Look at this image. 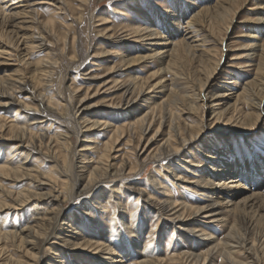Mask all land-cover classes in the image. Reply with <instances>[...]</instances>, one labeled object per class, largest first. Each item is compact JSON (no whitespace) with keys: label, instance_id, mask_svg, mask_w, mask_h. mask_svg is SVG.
Segmentation results:
<instances>
[{"label":"bare ground","instance_id":"bare-ground-1","mask_svg":"<svg viewBox=\"0 0 264 264\" xmlns=\"http://www.w3.org/2000/svg\"><path fill=\"white\" fill-rule=\"evenodd\" d=\"M31 1L0 0V14L4 18L2 20L5 22L7 19L13 20L11 29H0V65L7 64L12 52L16 53L19 62L16 67L6 66L4 68L7 69L1 70L3 74H0V107L6 111L16 105V114L22 110V114L25 115V120L20 125L19 123L9 125L3 121V117H0V130L3 131L5 128L9 130V136L2 139L6 143L9 141L16 143L11 146L6 159L0 157V212L5 209L18 210L34 199L38 201L34 208H37L39 203L52 207L43 209L42 213L36 211L30 225L24 229L0 228V264H68L56 257L41 256L45 246L50 243L60 227L63 232L66 228L73 229L76 222L83 221L79 214L67 215L63 203L72 200L78 191L83 192L85 198H95L98 204L107 199L113 211L109 221L113 222L121 200L125 197V190L128 188L126 182L129 181V177L126 175V169L129 166V173L140 175L157 158L170 157L176 161L182 152H185V155L188 152V155L197 158L194 153L192 154V150L196 143L202 141L201 137L207 129L206 126H209L207 120L199 117V112L208 114L207 116L213 118L215 124L223 122L230 115L229 119H234L237 124L244 127L242 133L246 142L245 149L251 155V159L247 160L243 157L244 151L238 157L232 153L233 150L217 151L215 147H205L200 150L199 153L205 154L209 160L207 168L200 171L202 174L199 175L196 174L195 169H187V172L193 170L199 178L182 179H184L183 183L196 184L200 189H204V195L209 196V204L206 206L189 205L185 200L178 201L159 179H155L154 184L162 189L168 188L166 193L162 192L164 195L162 199H153L146 189L135 190L139 195H148L147 203L153 204L158 213L162 214L161 217L168 216L171 221L178 222L176 226L180 228H188L193 233L196 232L197 227L190 226L192 217L199 214L213 217L214 222L227 226L225 240L214 239L213 234L206 230L198 231L199 239L207 249L198 255L189 251L177 255L174 249L170 250L171 245H169L168 255H172L173 260H181V264H210V262L214 264L213 257L219 255L225 264H264V157H255L256 155L253 154L250 149V141L253 137L250 136L252 134H248V128H245L246 124H254L255 127L264 116V0H256L240 22L245 24L244 27L247 29L245 37L249 44L244 46L248 51L247 57L253 59L256 52L261 53L256 77L245 88V94L237 97L234 104L225 108L220 106L218 102L221 100L218 99L229 94L223 90V87L211 82L223 64V59L228 56L223 49L229 47L226 43L229 31L237 14L248 0H219L216 4L204 8L196 1H182L184 9L175 10L171 16L162 17L165 31H161L152 18L143 21L142 27L125 28L121 35H118L113 28H107L102 33L103 38L125 41L133 36L131 43L141 45L139 51L134 50L135 47L131 43L132 47L126 48V55L120 64L123 70L129 71L134 66L150 60L161 65L146 78L133 74L129 75L123 84L119 85L118 82L113 84L115 87L123 88L121 99L126 105H131L139 99L141 101L147 95L155 93L146 101L151 103L150 110L136 121L128 120L129 122L122 127H113L105 120L91 121L93 112L88 116L85 115L86 108L80 107L84 98L78 102L76 98L78 86L63 89L57 85L60 75L58 69L61 67L57 60L47 56L32 64V55L42 49L52 55L55 54V49L59 48L63 56L67 54L70 60L75 62L78 60L82 62L90 53H86L87 55L81 53L79 30L76 29L72 38L69 29L64 34L57 33L54 16L45 23L41 22ZM76 1L79 3L77 10L89 2V0ZM210 2L211 0H205V4ZM53 5L57 10L66 13L71 9L70 0H53ZM28 8H31V11H27ZM187 13L191 15L186 17ZM140 15L146 17L148 14L140 11ZM71 20L80 24L82 16H78L77 19L73 17ZM103 23L112 22L104 17ZM176 33L181 35V40L173 41ZM208 44H215L214 51L207 49ZM90 50L97 58L111 54L107 46L95 51L93 46H90ZM212 51L215 53L219 51L221 57L215 58L211 55ZM188 64L191 65L192 74L186 73L185 67L187 68ZM196 64L199 66H196L195 70ZM91 65L96 64L91 62ZM205 68H207L206 76ZM114 73V67L108 68L107 75L111 76ZM22 92L30 96L32 104L19 99L17 93ZM161 93H166V97L159 101L158 94ZM55 94L59 100H55ZM241 100L245 101L246 111L239 107ZM47 118L63 122L69 132H56L53 137L49 136V130L44 134L34 132L33 125L43 123ZM155 125L157 128L148 139V143L146 142L147 146L161 134L162 129H168L167 135L162 144L141 159L142 156L138 153L139 143ZM53 126L51 124L48 129ZM96 127L111 128V135L104 145V152L98 154L97 160L91 158L90 161L89 155L82 151L89 148L90 145L84 143L90 138L88 133ZM135 132L140 134V140L132 149L134 164L131 165V155L126 154L119 164L115 163L116 157L113 156V152L116 145L126 133L135 134ZM73 138L84 143L78 141L74 144ZM230 138L220 136L217 141L228 143ZM35 154H38L37 159L33 158ZM31 158L33 161L30 160ZM41 159L51 165L48 172L41 170L43 164L37 161ZM195 164L192 163V167ZM156 172L158 173V170ZM173 177L178 180L181 175L174 172ZM25 179L30 180L29 182L36 188L17 191L15 186L18 187ZM6 182H10L8 186ZM46 185L49 187L46 188ZM45 188L48 189L47 192H43ZM189 188L195 190L193 187ZM114 199L117 202L111 204ZM94 207L95 204L92 208L95 211L93 216H90L91 211L86 216L92 222L98 213ZM124 207L127 209L129 206L127 204ZM210 208L212 210L207 211ZM118 217L130 234L139 233L141 230V227L137 226L139 219L135 213L121 212ZM156 226L157 223L152 232L148 233V238L151 240L156 234ZM73 237L82 240L84 245L92 248L93 253L98 254L96 259L98 261L94 262L93 258H89L90 263L91 261L98 264L117 262L115 259L119 255L117 246L115 247L105 238L101 239L92 234L88 236L72 232L68 237H61L59 241H55L56 245L51 248L50 253L54 254L55 249L57 250L58 245L62 243H71ZM78 242L76 245L79 246ZM146 242L137 260L133 263H130V260L120 264H162V260L148 254L149 241ZM4 243H9L18 256L7 255ZM124 246L122 248H127L126 243ZM239 252H244L245 259L241 258ZM73 261L74 264H81L78 258Z\"/></svg>","mask_w":264,"mask_h":264},{"label":"rangeland","instance_id":"rangeland-1","mask_svg":"<svg viewBox=\"0 0 264 264\" xmlns=\"http://www.w3.org/2000/svg\"><path fill=\"white\" fill-rule=\"evenodd\" d=\"M182 1H196L198 5H201L204 8L216 4L219 0H211L210 3L206 4L205 0H89L88 4L79 10H77L79 3L76 0H70L71 9L67 11V13L57 10V7L53 5V0H32L30 3L32 4L33 8L37 10V16L41 22L45 23L52 16H54L57 33L64 34V32L69 29L72 38L76 29L79 30L81 53L83 55L90 53V55L82 60V62H79V60L75 62L70 60L69 55L66 54L63 56L60 53L59 48H56L55 54L52 55L47 54V51L42 49L37 50V52L32 55L31 62L34 64L38 60L44 59L47 56L51 57L53 60H57L58 65L60 64L59 66H61L60 69H58V71H60V75L57 85L63 89L78 86L79 90L76 93V98L77 102L84 98L83 102L80 104V107L82 106V108H86L85 115L88 116V114L93 112L94 114L91 121H94V119H97L99 122L105 120V122L110 123L113 127H122L129 121H136L150 110L149 106L151 103H147L146 101L155 93H151L149 96L147 95L145 98L141 99V101L139 99L131 105H126V102L122 101L121 99L123 88L120 86L115 87L113 84L118 82V84L121 85L127 81L129 75L133 74L142 78H146L150 75V73L159 69L161 65L156 61L150 60L140 65L134 66L133 68L129 69V71L123 70V68L120 67V64L122 58L126 55V48L132 45L135 47L134 50L139 51L141 45L131 43L133 41V36L125 41H115L114 39L117 38H113L112 40L103 38L102 33L110 27L113 28L118 33V35H121L125 28L131 29L132 27H142L145 20H149L150 18L155 19L161 31H165L162 19L164 16H171L175 10L177 11L178 9H184L185 7L182 4ZM254 2H256V0H248L237 14L235 22L232 25V29L229 31V37H227L226 43L229 47L223 49L225 50L224 53L228 56L223 59V64L212 78L211 84L217 83L219 86L223 87L224 91H227L229 94L227 97L218 99L221 100L218 103L223 108L234 104L237 97L245 94V88L255 79L256 72L258 70L257 68L260 64V52H256V55L253 57V59L247 57L248 51H246L244 48V46L249 44L248 39L245 37L247 29L244 27L245 24L240 23L243 20V17L248 14V9L251 8ZM27 11H31V8H28ZM140 11L144 12L145 14L147 13L148 15L146 17L142 16L140 15ZM178 13L180 14L181 12ZM190 15V13H187L186 17H189ZM78 16H82L80 24L73 23L71 18L74 17L77 19ZM104 17L111 20L112 23H103ZM2 19H4L3 15L0 14V29H11L13 24L11 21L13 20L7 19L5 22ZM181 39L182 37L178 33H176L173 37V41H179ZM214 45L215 44H208L206 47L207 49L214 51ZM90 46H93L94 51L99 50L102 46H107L111 54L102 58L94 57V52L90 50ZM213 51L211 55H214L215 58L221 57V53L219 51L216 53ZM20 53L21 52H19V54ZM11 54L12 57L8 59L9 61L7 64L0 65V74H3L1 71L2 68L6 66L8 68L16 67V65L19 63L17 61L16 53L12 52ZM91 62H95L96 65H91ZM188 65H186L187 68L185 67L186 73L192 74L193 71L191 70V65ZM196 66L199 65H194L195 70ZM111 67H114L115 73L114 75L110 76L107 75V72L108 68ZM206 70L207 68L204 70L205 76L207 75ZM72 82L75 83L72 84ZM97 89L99 90L97 91ZM17 95L20 100H24L26 103L32 104L33 101L29 98L30 96L26 92L17 93ZM165 97L166 93L158 94L159 101ZM55 100H59L57 94H55ZM239 107L243 108V111L247 110L244 100L240 101ZM16 109V105H13L6 111L0 107V117H3V121L9 125L12 123H19L20 125L25 120V115L22 114V110L19 111V114H16ZM199 113V117L207 120L209 126H206L207 129L204 131L203 137H201L202 141L200 143H196L195 147L193 148L194 150H192V154L194 153L197 158H193L191 155H188V152H186V155L184 154L185 152H182L176 161L170 157H164L161 159L157 158L140 175L129 173V166L126 169V175L129 177V181L126 182L128 188L125 190V197L121 200V204L118 207L117 216L113 222L109 221L113 211L110 208V204L107 203V199H104L98 204L96 203L95 198H85L83 197V192L78 191L72 200L66 201L63 203V206L67 215L73 213L79 214L81 215L83 221L76 222L73 229L66 228L63 230V232H61L62 228L60 227L56 231L55 235L51 238L50 243L45 246V250L42 251L41 256L43 258L56 257L57 259H61L68 264H74L73 260L76 261V258L79 259V263L81 262V264H93L94 262H97L98 260L96 259L98 258V254L93 253L91 247L84 245L82 240H78V238L75 237L71 238V243L69 244L62 243L58 245V249H55L54 254L50 253L52 250L51 248L56 245L54 243L55 241H59L61 237H68V234L72 232L73 234L83 233V235L88 236L92 234L95 237H100L101 239L105 238V240H109V242H111L115 247L117 246L116 248L119 251V255L117 258H115L117 262L113 264H120V262L127 263L130 262V260V263H133L134 260H137L140 257V254L143 252L144 246L147 243L146 241H149L148 254H150L152 257L162 260V264H181V260H177L176 258V260H173L171 257L172 255H168L169 252L167 249L169 245H171L170 250L174 249L177 255L185 251H189L198 255L207 250L205 244H203L199 239L200 233L198 231L206 230L213 234L212 237L214 239L225 240L227 238L226 234L228 232L227 226L220 222H214L212 219L213 217H204V214H199L192 217L193 221H191L192 224L190 227H197L196 232L193 233L188 228H180L176 226L178 225V222L176 223L171 221L168 216L167 218L161 217L162 214L158 213L156 207L149 202L147 203L146 199L148 195H139V193L135 190L146 189L147 192L153 196V199L159 200L164 198L162 192L166 193L167 189L169 188L172 192V196L178 201L185 200L189 205H198L200 207H202V205L206 206L209 204V196L208 194L204 195V189H200L196 184L183 183L184 179H182L189 178L196 180L199 178L196 177V175L193 173V170H191V172H187V169H195L197 171L196 174L199 175L202 174L201 172L207 168L206 166L209 160L206 158L205 154L199 153L200 150L202 148L205 149V147H215L217 151L226 150V152L233 150L232 153L238 157L239 154L244 151L243 157L247 160L251 159V155L248 154L245 149L246 142L243 139L244 134L242 133L244 127H241L240 124H237L234 119H229L230 115H228V117H226L223 122H217L215 124L213 118L207 116L208 114L206 115L202 112ZM53 120L55 119L47 118L43 123L34 124L33 131L39 134H44L47 132L46 130H49L48 134L52 137L55 136L56 132H69L65 128L63 122ZM51 124L54 126L48 129ZM212 126H214V128H211ZM253 126L254 124H246L245 127L248 128V134H252L250 136L253 137L250 141V149L253 151V154L256 155L255 157H264V116L255 127ZM156 128L157 125L147 132L143 136L141 143H139L140 146L138 153L140 156H142L141 159H143L150 151L156 149L158 145L162 144L163 139L167 135L168 129H162L164 131H161V134L163 133L162 136L160 134L154 140L150 141L147 146L148 139H150V137L154 134ZM88 134L90 135V138L89 140L85 141V143L81 140H78L81 144L84 143L90 145L89 148L83 149L82 153H87L90 157V161L91 158L97 160L96 157L98 154H102L104 152V145L109 141L111 128L96 127ZM8 136L9 130L7 128L3 129V131L0 130V157L2 159H6V154L10 152L11 146L16 144L12 141L8 142L10 144L6 143V141L4 142L2 137ZM220 136L233 138H230L228 143H224L223 141H217ZM72 140L74 144L78 143L75 138ZM139 140L140 134H138V132H135V134L126 133L123 138L120 139L119 143L116 145L115 151L113 152V156L116 157L114 162L119 164L122 161V157L126 154L131 155V165H133L135 161L132 157V149L134 145L138 144ZM145 147L146 149L148 147L149 148L146 150ZM37 155L38 154H35L33 158L37 159ZM30 160H32V158ZM37 161H40V163L43 164V167H41L42 171L48 172L51 169V165L48 162H43L42 159ZM192 163H196L194 167H192ZM157 170L158 173L156 172ZM174 172L179 173L181 178L175 180L173 177ZM151 177H153V179ZM155 179H159L163 186H167L168 188L166 187L165 189H162V187L156 186L154 184ZM29 181L30 180L25 179L19 184L18 187L15 186V189L17 191L27 188L33 189L35 185L31 184ZM9 183L10 182H6V185L8 186ZM47 187H49V185H46V188ZM189 187H193L195 190ZM46 188L43 190V192H47L48 189ZM243 193L246 192L243 191ZM37 202L38 201L34 199L30 200L24 207H21L18 210L5 209L1 211L0 228H3L4 230H11L14 228L24 229L30 225L31 219L34 217L33 215L36 211H38V213H42L43 209L52 207L44 203H39V206L34 208ZM116 202L117 200L114 199L111 204H115ZM94 204V208L98 210V213L95 220L92 222L86 216L89 211L92 212L90 216H93V213L95 212L92 209ZM127 204L129 207L126 209L124 206ZM178 209H180V207ZM210 210H212V208L208 209L207 211ZM121 212H133L138 216L139 220L137 222V226L141 227L139 233H133L132 235L128 229L124 228L121 222L122 220L118 217ZM156 223V234L153 235L154 239L151 240V238H148V233L152 232ZM77 242L79 246L76 245ZM125 243L127 248H124ZM3 246L7 248V255L14 257L18 256L15 254V251L12 250V247L9 243H4ZM122 246L124 247L122 248ZM236 252H238V249ZM240 255L242 259H245L244 252H241ZM89 258H93L92 260H94V262L91 261L90 263ZM213 260L214 264H225L222 262V258L221 256L219 257V255L214 256ZM210 264H212V262H210Z\"/></svg>","mask_w":264,"mask_h":264}]
</instances>
